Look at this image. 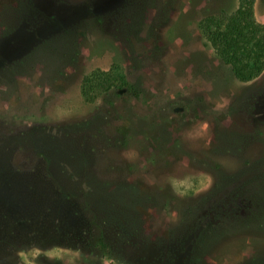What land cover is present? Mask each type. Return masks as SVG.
I'll use <instances>...</instances> for the list:
<instances>
[{
    "label": "rangeland",
    "instance_id": "1",
    "mask_svg": "<svg viewBox=\"0 0 264 264\" xmlns=\"http://www.w3.org/2000/svg\"><path fill=\"white\" fill-rule=\"evenodd\" d=\"M238 5L0 0L6 264H264V72L237 79L198 26ZM116 63L133 88L87 100Z\"/></svg>",
    "mask_w": 264,
    "mask_h": 264
},
{
    "label": "trees",
    "instance_id": "2",
    "mask_svg": "<svg viewBox=\"0 0 264 264\" xmlns=\"http://www.w3.org/2000/svg\"><path fill=\"white\" fill-rule=\"evenodd\" d=\"M256 2L257 0H239V5L234 11L223 10L211 13L198 22L205 43L210 45L215 54L231 67L237 79L245 82L256 79L264 72V21L259 20L257 17ZM115 88L123 89V91L133 88L123 65L118 63L109 69L97 68L83 79V94L89 101H95L100 95ZM9 169L7 175L21 172L16 171L18 168L13 166ZM22 170L24 169L22 168ZM21 173L25 174L26 172ZM23 174L21 175L23 176ZM21 184L26 186L23 182ZM27 184L30 192L38 193L40 189L45 191L51 188L48 182L43 180L28 181ZM6 185L14 187L16 190L22 189L18 188V183L13 181L8 182ZM255 199L257 202L259 197L256 196ZM52 201L54 202V196ZM53 206L51 205L47 209L53 211ZM6 213L2 212L3 217L5 214L4 218L9 217ZM258 214H254L256 218ZM6 232H1L0 238L2 240L7 238L8 232ZM6 247L5 244L0 245V264H6V258L3 259L1 256Z\"/></svg>",
    "mask_w": 264,
    "mask_h": 264
}]
</instances>
